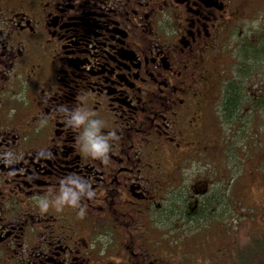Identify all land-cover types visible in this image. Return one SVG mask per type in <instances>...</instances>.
Returning <instances> with one entry per match:
<instances>
[{
  "label": "flooded vegetation",
  "instance_id": "1",
  "mask_svg": "<svg viewBox=\"0 0 264 264\" xmlns=\"http://www.w3.org/2000/svg\"><path fill=\"white\" fill-rule=\"evenodd\" d=\"M263 19L264 0H0V264H188L174 234L208 230L232 264L237 168L264 163Z\"/></svg>",
  "mask_w": 264,
  "mask_h": 264
},
{
  "label": "rangeland",
  "instance_id": "2",
  "mask_svg": "<svg viewBox=\"0 0 264 264\" xmlns=\"http://www.w3.org/2000/svg\"><path fill=\"white\" fill-rule=\"evenodd\" d=\"M259 10L261 9L259 8L257 11ZM261 23L264 24V19L262 20ZM240 27H243V29L241 30H244L246 28V24L240 23ZM253 151L257 155L260 154L259 150L255 146H253ZM263 161H264V151H263ZM200 169L202 170V168ZM253 169L258 170L259 173L263 174L264 177V163L262 167H259V169L255 168V166H253ZM237 173L240 179L236 183V186L239 185L240 182L252 184L249 182H251V179L256 178L251 171H248L244 176L243 167L237 168ZM251 186L252 187L249 188L248 190L249 194L246 195L245 198L237 199V206H236L237 223H235V225H237V228H236V233H234V236H236L235 241L237 242L230 244L226 247L230 250H234L233 256L235 257L234 262L237 261L236 264H248L245 257H248L249 259L250 254L254 252L256 248L259 247L258 245H253L251 247L250 245H248V241H252L253 237L257 236L259 232L262 231L264 233V230H261L257 233L252 232V229H256L260 224H264V214L262 213V216H260V219H258L257 224L254 225L251 224L250 222L251 217L253 216L258 217L260 215V213H254L251 207L253 204L258 203L257 197L261 196L260 189L254 184H252ZM238 210L240 211V213H238ZM161 234L164 237L168 235L167 232H162ZM217 234L218 232L209 231V230L203 233L192 232L190 234H179V233L174 234L175 238H179V244H178L179 250L183 251V253L179 255V258L182 259L184 263H188V264H213L209 262L210 260H212V255L215 256L218 254L216 252L218 245L215 243L218 240ZM230 240L233 239L230 238ZM210 243H211V247H210ZM195 252L199 254V257L205 255L207 258L211 256V259H208L209 261L207 260L202 261V259L198 258V260L201 262H197L195 260V255H196ZM255 260L264 261V258L255 259Z\"/></svg>",
  "mask_w": 264,
  "mask_h": 264
},
{
  "label": "trees",
  "instance_id": "3",
  "mask_svg": "<svg viewBox=\"0 0 264 264\" xmlns=\"http://www.w3.org/2000/svg\"><path fill=\"white\" fill-rule=\"evenodd\" d=\"M248 171H250V170H244L243 171L244 176L246 175V173ZM255 177H256L255 179H251L250 183L254 184L255 186H257L260 189L261 196L257 197V198L261 199L263 202L259 203L258 205L253 204L251 208L254 211V213H258L259 211L260 212L263 211L262 213L264 214V208L262 209L261 206H260L261 204L264 206V177H263V174H258ZM235 189H236L237 193L240 194V192L243 189V186L239 184V185H237L235 187ZM238 213H240L239 210H238ZM253 218H255V217H253ZM253 218L251 217V219H250L251 224H252V222H254ZM236 223H237V219H236ZM262 225H264V224H262ZM236 228H237V225H236ZM261 230H264V228H261V225H260L256 229H252V232H256L257 233V232H259ZM248 245H250L251 247L253 245H258L259 246L258 248H256L254 250V252H252L250 254L249 259H248V257H245V259L247 260L248 264H264V261H261V260L256 261L255 260V259H263L264 258V235H259L258 234L257 236L253 237L252 241H248ZM234 263L236 264L237 261L234 262V260H233L232 264H234Z\"/></svg>",
  "mask_w": 264,
  "mask_h": 264
},
{
  "label": "clouds",
  "instance_id": "4",
  "mask_svg": "<svg viewBox=\"0 0 264 264\" xmlns=\"http://www.w3.org/2000/svg\"><path fill=\"white\" fill-rule=\"evenodd\" d=\"M113 135L115 136V133L113 132ZM92 150L94 153H103V152H107L108 148L104 143L101 142H93L92 145ZM104 163H107V161L105 160H101ZM91 198V197H89ZM65 200H67V197L64 198ZM68 205L73 206V207H77V205H75L74 202H68ZM40 211L42 213H46L49 210V205L47 203L41 202V204L39 205ZM58 210L60 208H57Z\"/></svg>",
  "mask_w": 264,
  "mask_h": 264
}]
</instances>
